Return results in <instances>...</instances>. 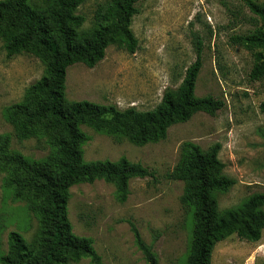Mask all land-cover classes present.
I'll list each match as a JSON object with an SVG mask.
<instances>
[{"label": "rangeland", "instance_id": "rangeland-1", "mask_svg": "<svg viewBox=\"0 0 264 264\" xmlns=\"http://www.w3.org/2000/svg\"><path fill=\"white\" fill-rule=\"evenodd\" d=\"M104 1L86 0L79 7L85 17L83 29H88L96 5ZM253 1L264 6V0ZM137 6L131 24L138 41L135 52L109 45L95 66L70 65L64 98L151 110L165 89L181 83L199 52L201 67L194 93L210 95L223 104L214 115L197 112L169 126L164 139L143 145L80 125L88 136L82 146L84 161L125 157L148 168L152 176L130 178L124 201L117 199L115 186L103 179L73 184L68 190L67 217L73 234L91 239L101 264H146L135 243L133 226L151 246L158 264H184L191 210L181 202L183 181L168 176L183 142L190 141L202 150L220 144L222 174L234 180L228 191L215 193L220 210L264 193V112L260 107L264 73L259 79L251 78L253 51L231 39L260 24L243 0H141ZM3 44L0 37V135H9V152L38 159L49 153L46 138H18L5 108L21 100L25 89L43 75L44 64L28 53L7 58ZM7 175L8 167L0 159V255L7 251L8 232H18L27 243L38 233V222L26 202L13 199L15 189L6 185ZM211 263L264 264V229L255 242L235 234L217 242ZM69 264L93 263L80 257Z\"/></svg>", "mask_w": 264, "mask_h": 264}, {"label": "trees", "instance_id": "trees-1", "mask_svg": "<svg viewBox=\"0 0 264 264\" xmlns=\"http://www.w3.org/2000/svg\"><path fill=\"white\" fill-rule=\"evenodd\" d=\"M85 1L0 0V37L6 57L28 53L44 64L43 75L25 89L20 101L5 108V117L18 138L45 137L49 148L44 157L28 158L20 152H9V135H0V159L8 167L6 185L15 189L13 199L24 200L38 222L37 236L30 243L18 232H8L7 251L0 255V264H69L80 257L101 264L91 239L71 231L67 217L69 187L103 179L115 186L117 199L124 201L130 178L152 176L148 168L125 157L84 161L82 146L88 136L80 125L143 145L164 139L169 126L185 122L197 112L214 115L223 104L210 95L194 93L201 67L199 52L181 83L175 89H165L151 110L67 101V67L75 63L95 66L109 45L129 53L138 48L131 24L141 0H105L96 5L88 29H83L85 17L79 7ZM243 2L260 26L231 39L253 51L250 76L259 79L264 73V6L253 0ZM260 107L264 112V102ZM219 150V143L202 150L185 141L177 164L168 174L183 181L181 202L191 210V238L184 264H212L211 253L217 242L232 234L255 242L264 229V193L250 195L239 206L219 209L215 193L226 192L234 184L222 174L224 163L218 158ZM132 232L146 264H158L136 227Z\"/></svg>", "mask_w": 264, "mask_h": 264}]
</instances>
